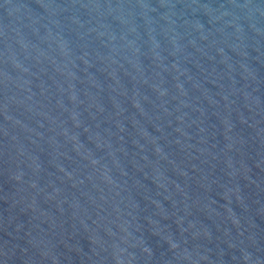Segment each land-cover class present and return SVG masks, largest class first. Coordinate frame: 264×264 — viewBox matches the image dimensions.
<instances>
[{
  "label": "water",
  "instance_id": "obj_1",
  "mask_svg": "<svg viewBox=\"0 0 264 264\" xmlns=\"http://www.w3.org/2000/svg\"><path fill=\"white\" fill-rule=\"evenodd\" d=\"M0 264H264V0H0Z\"/></svg>",
  "mask_w": 264,
  "mask_h": 264
}]
</instances>
